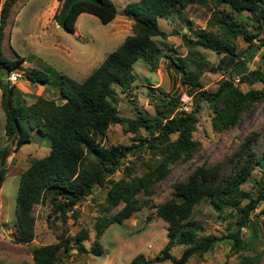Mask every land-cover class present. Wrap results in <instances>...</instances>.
Returning <instances> with one entry per match:
<instances>
[{
    "label": "trees",
    "instance_id": "obj_1",
    "mask_svg": "<svg viewBox=\"0 0 264 264\" xmlns=\"http://www.w3.org/2000/svg\"><path fill=\"white\" fill-rule=\"evenodd\" d=\"M15 1L0 0V43L10 8ZM57 2L52 19L58 27L72 33L76 17L81 12L95 16L101 23H108L116 14L111 0H75L61 19H57L62 0ZM208 2L229 9L211 14L208 24L217 25L218 32L202 29L192 30L190 37L183 34L187 54L183 57L168 54V65L176 71L180 83L195 88L198 92L196 97L206 103L211 111V128L217 131L228 130L246 110L264 99V58L260 56L256 67L251 70L245 59L238 62L232 59L239 57L232 42L236 36L241 35L248 43L256 37V31L249 33L232 12H251L264 24L263 0L130 1L123 6L122 11L126 18L132 20L131 33L81 81L60 73L56 88L52 89L55 99L41 95L28 99L17 95L18 90L14 84L5 78L11 71L20 69L18 63L24 58L17 56L9 59L0 50V109L3 113L2 131L5 138L14 140V148H18L22 143L29 142L30 131L34 130L45 136L49 145L46 155L30 160L18 175L14 208V229L18 234V242L27 243L33 238L34 217L31 209L34 204H42L48 199L53 218L59 219L62 224L67 212L90 195L94 185H98L106 187V190L102 213L94 224L95 238L91 251L95 255L101 254L97 238L104 228L138 210L155 191L156 183L170 172L171 166L188 161L199 151L200 143L194 138L198 105L184 113L174 111L162 115L163 108L175 105V101L170 97L149 95V101L158 102L154 106V115L138 111L135 117L126 118L116 112L114 87L129 91L135 78L132 66L137 59L152 71L157 67L162 51L152 37H166V33L157 26V17L169 15L177 6L184 8L195 3L207 5ZM195 46L227 55L231 59L227 65L228 75L218 80L214 90L201 89L199 75L202 70L216 71L218 68L198 55ZM21 73L30 83H48L47 75L33 67L28 71L21 70ZM235 76L238 81L250 85L256 82L260 86L242 91L234 84ZM116 123L125 131L133 132L137 143L103 145L101 137H105L109 125ZM140 128L145 131L144 136L138 133ZM171 134H175V137L171 138ZM255 140L256 135L250 133L237 144L230 155L231 167L228 172L223 174L217 163L196 166L184 181L172 185L173 197L154 206L155 214L166 223L167 236L159 250L158 262L169 260L171 264H184L192 255L203 254L221 240L228 245L232 254L239 253L241 249L246 250L254 243L253 235L243 237L240 230L249 222L251 214L257 216L253 210L259 202L261 207L258 212L264 214V178L254 180V195L241 187L255 167L263 168L264 175V148L259 152L255 150ZM145 151L149 156L141 158L138 154ZM8 153V147L0 145V185L6 172L4 163ZM128 154L134 156V160H139V169H129L130 165H134L132 160L126 173L113 180L111 176L118 169L122 158ZM202 201L210 206L217 217L223 220L228 214L233 217L231 226H226L219 236L199 234L202 227L189 224L188 219L194 206ZM112 209L116 211L109 214ZM261 223L264 225V220ZM65 234L63 228L58 241L34 247L31 250L32 264H54L56 252L60 248L68 250L71 238L77 242L86 238L83 231L71 238ZM174 244L185 245L177 258L168 255L169 248ZM79 248H82L81 245ZM259 257V253L243 256L240 264H254ZM152 262V258L138 253L128 264Z\"/></svg>",
    "mask_w": 264,
    "mask_h": 264
},
{
    "label": "rangeland",
    "instance_id": "obj_2",
    "mask_svg": "<svg viewBox=\"0 0 264 264\" xmlns=\"http://www.w3.org/2000/svg\"><path fill=\"white\" fill-rule=\"evenodd\" d=\"M111 1L116 8V14L111 21L101 23L95 16L83 13L77 16L72 33L55 25L52 19L54 4H50L51 0H16L11 6L3 29L0 50L9 59L23 57L24 60L18 63L22 71H28L33 67L45 73L48 78L47 84L30 83L20 69L14 70L20 75L12 82L18 90L17 95L28 99H34L38 95L55 99L52 89L56 88L60 73L75 81H81L108 52L130 34L132 20L123 15L122 8L126 3L135 0ZM219 10L229 11L227 7L214 6L211 2L207 5L195 3L184 8L177 6L169 15L157 17V26L166 33L165 38L152 37L162 51L157 67L152 71L137 59L132 66L135 78L129 91H121L119 87H114L116 112L126 118L135 117L138 111L154 115V106L158 105V102L149 101V95L170 97L175 101V105H166L163 108L162 115L174 113L176 107L187 101H190L188 111L198 105L195 113L197 120L194 123V138L199 141L200 148L188 161L171 166L170 172L156 183L155 191L138 210L120 222H112L104 228L97 238L101 247L99 255L93 254L91 246L95 238L94 224L102 213L106 187L98 185H94L91 194L67 212L66 220L62 224L59 219L53 218L54 213L48 199L42 204H34L31 209L34 217L33 238L27 243L18 242V234L14 229L18 175L28 166L30 160L46 155L49 145L45 136L32 130L29 142L14 148V140L6 139L3 134V113L0 109V145H6L9 149L4 163L6 172L0 185V264H32L31 250L36 246L58 241L63 228L66 230V237L71 238L83 231L86 238L78 242L71 238L68 250L60 248L56 252L54 264H128L138 253L152 258V264H171L169 260L157 261L159 250L165 244L167 236L166 223L155 214L154 206L173 197L172 185L184 181L187 174L196 166L217 163L223 174L228 172L231 167L230 155L245 135L254 133L256 140L253 141V148L258 152L264 148V99L246 110L232 128L223 131L213 130L210 126L211 111L206 103L196 97L198 92L195 88L180 83L176 71L168 65V54L178 57L187 54V47L182 40L183 34L190 37L192 30L202 29L218 32L217 25L212 26L208 21L212 12ZM232 14L249 33L256 31V37L251 43L241 35L232 40L234 51L239 56L232 58L233 61L245 59L248 69L251 70L256 67L260 56L264 58V24L255 14L248 11ZM260 41L263 44H260ZM194 50L218 68L216 71L202 70L199 75L201 89L214 90L218 80L228 75L227 65L231 59L227 55L217 54L201 46H195ZM234 84L242 91L260 86L256 82L250 85L238 81L237 76L234 78ZM138 133L141 136L145 135L141 128ZM170 137L174 138L175 134H171ZM100 141L105 146L137 143L133 132L125 131L118 123L109 125L105 137H101ZM138 155L141 158L149 156L147 151ZM132 160L134 165L129 166ZM139 165V160H134V156L128 154L122 158L121 164L111 178L117 180L126 173L128 166L129 169L133 167V170H137ZM262 170L263 168L255 167L241 187L254 195V180L264 178ZM260 207L259 202L253 210V214L257 213V216L251 214L249 222L240 230L243 237L254 236V243L250 247L232 254L225 242L217 241L203 254L189 257L184 264H240L243 256L255 253H259L260 257L254 264H264V225L261 223L264 214H259ZM115 211L116 209H112L109 214ZM224 217L225 220L217 217L210 206L202 201L194 206L188 221L190 225L199 224L202 227L199 234L219 236L226 226H231L233 219L231 214ZM79 245L82 248H79ZM184 246L174 244L169 248V257L177 258Z\"/></svg>",
    "mask_w": 264,
    "mask_h": 264
},
{
    "label": "built area",
    "instance_id": "obj_3",
    "mask_svg": "<svg viewBox=\"0 0 264 264\" xmlns=\"http://www.w3.org/2000/svg\"><path fill=\"white\" fill-rule=\"evenodd\" d=\"M20 75H18V73L16 71H11L7 76H6V80L8 82H13L14 80H16ZM190 106V101H187L186 103H183L182 105H180L179 107H176V112H180V113H184L186 111H188V108ZM242 229V228H241Z\"/></svg>",
    "mask_w": 264,
    "mask_h": 264
},
{
    "label": "water",
    "instance_id": "obj_4",
    "mask_svg": "<svg viewBox=\"0 0 264 264\" xmlns=\"http://www.w3.org/2000/svg\"><path fill=\"white\" fill-rule=\"evenodd\" d=\"M73 1H75V0H62L61 5H60L59 10H58V13H57V19H61L64 12L66 11V9L69 7L71 2H73Z\"/></svg>",
    "mask_w": 264,
    "mask_h": 264
},
{
    "label": "crops",
    "instance_id": "obj_5",
    "mask_svg": "<svg viewBox=\"0 0 264 264\" xmlns=\"http://www.w3.org/2000/svg\"><path fill=\"white\" fill-rule=\"evenodd\" d=\"M50 4H54L53 5V10H52V14L54 13V11H55V9H56V7H57V5H58V2H57V0H51V2H50ZM83 13H85V12H81V13H79L78 15H80V14H83ZM88 14V13H87ZM114 18V17H113ZM75 24V23H74Z\"/></svg>",
    "mask_w": 264,
    "mask_h": 264
},
{
    "label": "clouds",
    "instance_id": "obj_6",
    "mask_svg": "<svg viewBox=\"0 0 264 264\" xmlns=\"http://www.w3.org/2000/svg\"><path fill=\"white\" fill-rule=\"evenodd\" d=\"M11 9V8H10ZM56 10V9H55ZM55 12V11H54ZM54 14V13H53ZM78 16V15H77ZM77 18V17H76ZM56 26H58L57 24H55ZM243 228V227H242Z\"/></svg>",
    "mask_w": 264,
    "mask_h": 264
}]
</instances>
